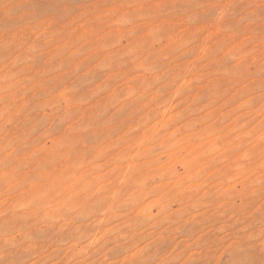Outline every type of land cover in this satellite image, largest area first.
I'll use <instances>...</instances> for the list:
<instances>
[{
    "label": "rangeland",
    "instance_id": "1",
    "mask_svg": "<svg viewBox=\"0 0 264 264\" xmlns=\"http://www.w3.org/2000/svg\"><path fill=\"white\" fill-rule=\"evenodd\" d=\"M264 264V0H0V264Z\"/></svg>",
    "mask_w": 264,
    "mask_h": 264
},
{
    "label": "snow or ice",
    "instance_id": "2",
    "mask_svg": "<svg viewBox=\"0 0 264 264\" xmlns=\"http://www.w3.org/2000/svg\"><path fill=\"white\" fill-rule=\"evenodd\" d=\"M229 264H252V262L250 261H235V262L230 261Z\"/></svg>",
    "mask_w": 264,
    "mask_h": 264
}]
</instances>
